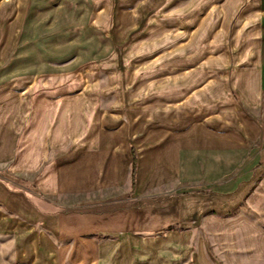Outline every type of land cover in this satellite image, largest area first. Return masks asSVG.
<instances>
[{"label":"crops","instance_id":"obj_1","mask_svg":"<svg viewBox=\"0 0 264 264\" xmlns=\"http://www.w3.org/2000/svg\"><path fill=\"white\" fill-rule=\"evenodd\" d=\"M207 2L201 16L192 13L198 21L211 11L205 28L217 21L226 63L234 57L243 70L231 77L239 103L224 74L213 95L226 100L214 117L223 133L196 117L188 131L153 132L143 146L130 144L124 128L107 134L105 117L89 120L86 105L63 88L39 91V45L44 61L69 48L68 1L0 0V264H219L215 250L224 264H244L242 250L247 263L264 264V0ZM81 56L79 63L88 60ZM214 67L188 72L215 86ZM175 103L174 118H184L183 103ZM183 185L220 188L223 199H184ZM56 197L71 205L47 212L34 203Z\"/></svg>","mask_w":264,"mask_h":264},{"label":"rangeland","instance_id":"obj_2","mask_svg":"<svg viewBox=\"0 0 264 264\" xmlns=\"http://www.w3.org/2000/svg\"><path fill=\"white\" fill-rule=\"evenodd\" d=\"M67 1L71 21L68 25L71 30L66 31L69 41L65 46L69 48L63 54L53 51L48 61H44L46 47L44 42L39 45V91H45L44 87L53 92L63 88L70 98L86 105L89 120L101 113L105 117L103 130L112 134L124 128L132 145H147L148 135L153 132L164 134L170 129L186 132L196 117L198 124L208 130L220 134L224 132L222 120L214 118L220 115L219 110L226 103V100L219 98L213 101V95L218 93L221 86L217 81L218 78L224 79L220 76L226 74L228 78L225 79L234 98L231 100L239 103L231 77L234 71L237 72L236 75L243 76V70L235 65L234 57L226 63L227 55L223 48L229 46L218 44L222 41V35L217 32V21L214 20L209 29L205 28L211 11L205 13L204 19L196 21L198 16L192 11L196 9L201 16L209 3L207 0ZM53 5L59 6V0H53ZM128 16H135L134 23ZM41 32L40 35H44L45 32ZM212 36L214 40L211 39L210 42L208 38ZM19 52L20 50L17 53ZM79 54L88 60L79 63ZM245 59V51L237 55L238 62ZM258 63L259 61H255V64ZM203 64L215 66L209 68L210 75L216 76L215 86L206 75L199 78L196 73L188 72L202 67L204 69ZM252 74L250 76L253 80ZM164 83L165 86L161 88ZM177 86L182 92H176ZM20 87L23 91L26 90L25 83ZM190 95L194 99L188 104ZM188 97L189 100H186ZM175 102L183 103V110L180 112L183 111L184 118H174L176 111L178 112L174 109L177 107ZM176 121L178 124L174 126ZM135 138L137 139L134 140ZM159 143L166 144L162 141ZM132 156L137 158L134 150ZM21 180L30 181L28 177H22ZM183 187L184 193H187L184 199L192 200L189 198L194 196L200 200L223 199L220 188L210 194L202 185ZM90 198L94 200L95 196L88 197L86 202ZM49 200L38 199L34 203L47 212L56 210L54 204L71 205V200L66 198ZM236 207L237 205L233 208ZM190 208L191 205L187 202L183 209L184 215L190 213ZM218 213L223 215L222 212ZM236 213L230 216H235ZM190 226V219L184 220V229ZM209 244L213 246V242L209 241ZM238 245L243 247L239 237ZM241 253L244 264H249L243 250ZM214 257L219 264H224L216 250Z\"/></svg>","mask_w":264,"mask_h":264},{"label":"trees","instance_id":"obj_3","mask_svg":"<svg viewBox=\"0 0 264 264\" xmlns=\"http://www.w3.org/2000/svg\"><path fill=\"white\" fill-rule=\"evenodd\" d=\"M136 166H137V160L134 158L133 159V164H132L133 180L135 178Z\"/></svg>","mask_w":264,"mask_h":264}]
</instances>
